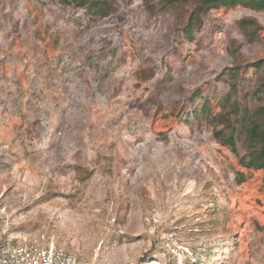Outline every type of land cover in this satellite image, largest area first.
<instances>
[{
    "label": "rangeland",
    "instance_id": "obj_1",
    "mask_svg": "<svg viewBox=\"0 0 264 264\" xmlns=\"http://www.w3.org/2000/svg\"><path fill=\"white\" fill-rule=\"evenodd\" d=\"M107 2L0 0V245L264 264V167L240 161L264 105V9L216 5L189 40L199 0Z\"/></svg>",
    "mask_w": 264,
    "mask_h": 264
},
{
    "label": "trees",
    "instance_id": "obj_2",
    "mask_svg": "<svg viewBox=\"0 0 264 264\" xmlns=\"http://www.w3.org/2000/svg\"><path fill=\"white\" fill-rule=\"evenodd\" d=\"M62 3L74 5L77 7L87 8L94 14H106L110 5L107 0H60ZM148 1V0H145ZM171 3L173 0H169ZM179 1V0H177ZM247 0H199L194 10L190 13L187 21L181 26L183 35L189 40L194 39L195 32L202 26L204 19L203 16L211 9L215 8L216 5L225 6H237V5H248L253 9L262 10L264 9V0H250L252 3L249 4ZM208 99L195 108L194 113L189 110L186 117L192 119L195 115L200 116L203 111L209 109ZM220 133L221 136H220ZM217 136H220L225 143L230 144L234 151H237V141L235 140L234 133L229 135L222 131H216ZM245 149L247 151L240 161L243 166L253 167H264V105L257 111V118L253 125L244 132L242 137ZM260 164H257V163Z\"/></svg>",
    "mask_w": 264,
    "mask_h": 264
},
{
    "label": "built area",
    "instance_id": "obj_3",
    "mask_svg": "<svg viewBox=\"0 0 264 264\" xmlns=\"http://www.w3.org/2000/svg\"><path fill=\"white\" fill-rule=\"evenodd\" d=\"M0 264H89L56 248L4 243L0 245Z\"/></svg>",
    "mask_w": 264,
    "mask_h": 264
}]
</instances>
